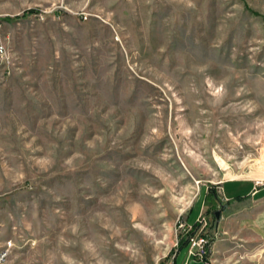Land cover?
Segmentation results:
<instances>
[{
	"label": "rangeland",
	"instance_id": "1",
	"mask_svg": "<svg viewBox=\"0 0 264 264\" xmlns=\"http://www.w3.org/2000/svg\"><path fill=\"white\" fill-rule=\"evenodd\" d=\"M202 218L264 264V0H0L4 264H169Z\"/></svg>",
	"mask_w": 264,
	"mask_h": 264
},
{
	"label": "built area",
	"instance_id": "2",
	"mask_svg": "<svg viewBox=\"0 0 264 264\" xmlns=\"http://www.w3.org/2000/svg\"><path fill=\"white\" fill-rule=\"evenodd\" d=\"M1 52L4 53L3 48L1 49ZM198 221V226H196L195 229L194 227H190L187 231L188 234L193 232L192 235L186 238L188 242V259L189 261L195 259L201 262H205L211 253V244L209 236L206 234L208 222L205 218H202ZM7 254L8 253L6 250H0V264H4ZM189 261L185 264H189Z\"/></svg>",
	"mask_w": 264,
	"mask_h": 264
},
{
	"label": "crops",
	"instance_id": "3",
	"mask_svg": "<svg viewBox=\"0 0 264 264\" xmlns=\"http://www.w3.org/2000/svg\"><path fill=\"white\" fill-rule=\"evenodd\" d=\"M230 182L241 183V184H243L244 186H246L248 188V193H246L244 195H237L236 197L233 198V197H231L232 195H230V196L226 195L225 187H222V189L224 190V193H225V196H226L227 200L230 201V202L234 201L236 203H239V202H241V201H243L245 199L250 198L251 196L257 195V193L259 192L254 184H251V183H248V182H241V181H230ZM237 198H244V199L243 200H241V199L239 200ZM180 256H181V250L177 249L173 260L169 264H178V259L180 258ZM185 263H182V264H185ZM204 263L205 264H209L208 262L207 263L204 262ZM189 264H190V262H189Z\"/></svg>",
	"mask_w": 264,
	"mask_h": 264
},
{
	"label": "trees",
	"instance_id": "4",
	"mask_svg": "<svg viewBox=\"0 0 264 264\" xmlns=\"http://www.w3.org/2000/svg\"><path fill=\"white\" fill-rule=\"evenodd\" d=\"M237 199H241V200H243L244 198H237ZM187 244H188V242H187V239H185V238H181L180 240H179V243H178V250H182V249H184L186 246H187Z\"/></svg>",
	"mask_w": 264,
	"mask_h": 264
},
{
	"label": "water",
	"instance_id": "5",
	"mask_svg": "<svg viewBox=\"0 0 264 264\" xmlns=\"http://www.w3.org/2000/svg\"><path fill=\"white\" fill-rule=\"evenodd\" d=\"M217 218L219 219V213L216 214Z\"/></svg>",
	"mask_w": 264,
	"mask_h": 264
}]
</instances>
